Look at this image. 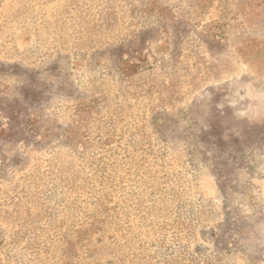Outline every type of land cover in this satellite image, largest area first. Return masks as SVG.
I'll use <instances>...</instances> for the list:
<instances>
[{
	"label": "rangeland",
	"instance_id": "1",
	"mask_svg": "<svg viewBox=\"0 0 264 264\" xmlns=\"http://www.w3.org/2000/svg\"><path fill=\"white\" fill-rule=\"evenodd\" d=\"M0 264H264V0H0Z\"/></svg>",
	"mask_w": 264,
	"mask_h": 264
}]
</instances>
